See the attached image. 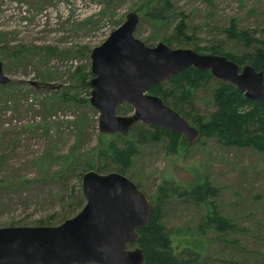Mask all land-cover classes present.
<instances>
[{
  "label": "rangeland",
  "instance_id": "374dc122",
  "mask_svg": "<svg viewBox=\"0 0 264 264\" xmlns=\"http://www.w3.org/2000/svg\"><path fill=\"white\" fill-rule=\"evenodd\" d=\"M144 1L0 0V62L10 79L0 89V229L38 227L40 222L62 224L79 211L70 208L72 189L80 190L85 203L79 174L93 164L101 133L98 113L89 105L91 89L87 96L72 76L79 67H88L91 74L90 58L78 55V50L91 52L100 46L128 13L139 16L134 37L148 47L161 42L172 49L192 47L177 43L175 28L180 18L176 12L188 16L187 32L193 34L194 29L200 45L221 43L231 53L246 50L222 33L230 20L235 19L239 29L257 30L256 37L264 29V0H211L212 4L169 0L174 8L158 23L144 16L148 11L142 8ZM213 84L191 92L189 103L199 116L206 117L213 110ZM63 93L88 99V104L66 100ZM10 94L12 101L7 97ZM122 107L128 109L118 115L133 113L132 107ZM107 136L103 143L114 135ZM166 142L140 146L127 170L134 175L133 183L150 198L163 182L190 189L209 177L218 190L213 204L238 228V232L226 233L229 244L206 233L209 243L200 248L203 242L194 236L200 233L204 209L186 199H165L162 223L172 235L179 258L187 261V253L198 250L202 256L195 264H264V154L249 148L225 149L215 138H202L174 155L166 153ZM69 157L74 164H69ZM109 168L99 173H116L114 166ZM25 181L31 184L25 186ZM257 195L262 199H255ZM230 240L248 252L236 251Z\"/></svg>",
  "mask_w": 264,
  "mask_h": 264
},
{
  "label": "water",
  "instance_id": "95a60500",
  "mask_svg": "<svg viewBox=\"0 0 264 264\" xmlns=\"http://www.w3.org/2000/svg\"><path fill=\"white\" fill-rule=\"evenodd\" d=\"M139 16L125 20L91 50L89 105L98 113L101 134L127 138L136 124L179 135L186 144L200 133L163 101L149 95L158 86L189 68L208 71L219 83L235 87L244 98L264 105L263 72L238 66L225 56L172 49L164 43L146 46L134 37ZM10 79L0 62V87ZM133 108L129 116L117 109ZM85 203L58 226L0 229V264H145L137 230L147 227L148 198L126 176L88 171L82 176Z\"/></svg>",
  "mask_w": 264,
  "mask_h": 264
},
{
  "label": "trees",
  "instance_id": "16d2710c",
  "mask_svg": "<svg viewBox=\"0 0 264 264\" xmlns=\"http://www.w3.org/2000/svg\"><path fill=\"white\" fill-rule=\"evenodd\" d=\"M204 1L212 4L211 0ZM160 3H162V6L158 8ZM143 7L148 10L144 13V16L156 23L163 21L169 10L174 8L169 0H145ZM139 11V9L138 11L136 10V12ZM176 14L180 18L179 25L175 28L177 43H188L192 46H188L189 49L199 54L225 56L240 67L250 65L256 72H263L264 83V29L259 31L261 36L256 37L258 34L257 30L239 29L237 21L235 19L230 20L227 27L222 29V33L226 40L242 44L246 50V52L231 53L225 51V47L221 43L208 42L205 46L200 45L201 41L195 37L196 31L193 29V34L190 33V35L187 32L188 25L186 21L188 16L182 12H176ZM163 41L171 45L170 40L166 39ZM51 52H54V50H51ZM89 53L88 50L83 48L77 51L78 55H86V58H89ZM15 54L19 55L20 52ZM87 68H77L72 76L76 79L77 84L87 90V96H89L90 88L88 82L92 76ZM165 82L169 85L168 87L161 83L150 89L148 94L160 98L166 106H169L179 116L197 128L200 137L196 143H199L202 138H215L217 143L225 149L249 148L257 153L264 154L263 104L247 100L235 87L219 83L208 71H197L189 68ZM211 82L214 83L211 96V103L214 106L213 110L206 117L199 116L196 108L194 110L191 107V103H189L192 98L191 92L197 90L201 85L210 84ZM2 88L4 87H0V89ZM7 97L9 101H12V94ZM63 98L88 104V99L78 100L75 96L71 97L64 93ZM183 108H185L183 110L185 113L182 111ZM127 109V107L121 106L117 111L120 112ZM106 137L108 136L98 134L96 157L92 160L93 164L86 166L87 169L79 174V178H82L83 174L89 170L98 173L108 172L110 170L109 165H112L115 167L116 173L128 176L127 178L132 181L134 175H128L127 170L130 169L134 158L139 154L140 146L167 140L166 153L174 155L181 147L190 146L184 143L179 135L158 127L146 128L140 125L135 126L127 138L114 135L110 136L111 139L107 143H103L102 138ZM69 164H74L71 158L69 159ZM30 184V181H25V186ZM135 185L140 190L139 184L135 183ZM180 187L174 186L169 181L163 182L157 188L156 194L148 198V200L150 199V217L147 227L137 230L138 241L131 243V247H138L142 251L145 264H195L202 256L200 254L201 251H192L187 253L188 260L186 261L182 258L180 259L177 251L173 248L172 235L167 232L166 227L162 223L165 199H170L172 196L178 200H189L195 207L204 209L198 225L200 233H196V236H194V238H200L203 242L200 248L203 246L205 248L206 244L209 243V240L205 237L206 233L215 234V239L229 244L228 239L225 238L226 233L238 232L235 222L232 223L228 217L222 215L214 205L215 203L213 204L212 200L218 196V190L209 177L204 176L202 183L193 188L183 189ZM75 191V189L71 190L68 201L72 203L70 204L71 210L78 211L83 205V197L80 190L77 193ZM255 199L261 200L262 196L257 195ZM162 201H164V204H162ZM50 221L51 218L47 222ZM39 224L40 226H50L46 225L48 223L45 222H40ZM230 244L236 251L248 252L238 242L230 240Z\"/></svg>",
  "mask_w": 264,
  "mask_h": 264
},
{
  "label": "flooded vegetation",
  "instance_id": "af4514ba",
  "mask_svg": "<svg viewBox=\"0 0 264 264\" xmlns=\"http://www.w3.org/2000/svg\"><path fill=\"white\" fill-rule=\"evenodd\" d=\"M185 143V142H184ZM188 145H190V144H188Z\"/></svg>",
  "mask_w": 264,
  "mask_h": 264
},
{
  "label": "bare ground",
  "instance_id": "6f19581e",
  "mask_svg": "<svg viewBox=\"0 0 264 264\" xmlns=\"http://www.w3.org/2000/svg\"><path fill=\"white\" fill-rule=\"evenodd\" d=\"M132 182V181H131Z\"/></svg>",
  "mask_w": 264,
  "mask_h": 264
}]
</instances>
